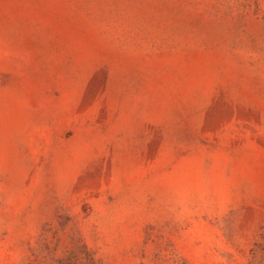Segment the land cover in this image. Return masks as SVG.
Here are the masks:
<instances>
[{"label": "rangeland", "instance_id": "1", "mask_svg": "<svg viewBox=\"0 0 264 264\" xmlns=\"http://www.w3.org/2000/svg\"><path fill=\"white\" fill-rule=\"evenodd\" d=\"M0 264H264V0H0Z\"/></svg>", "mask_w": 264, "mask_h": 264}]
</instances>
